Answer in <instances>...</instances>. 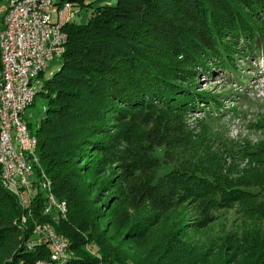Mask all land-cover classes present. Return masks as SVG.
I'll use <instances>...</instances> for the list:
<instances>
[{"label": "trees", "instance_id": "trees-1", "mask_svg": "<svg viewBox=\"0 0 264 264\" xmlns=\"http://www.w3.org/2000/svg\"><path fill=\"white\" fill-rule=\"evenodd\" d=\"M63 1L74 4L78 18L65 27L60 67L46 80L42 75L37 96L46 106L34 134L40 166L68 214L56 220L42 214L40 190L21 208L0 180V264L49 259V244H26L43 222L68 240L74 256L64 264H149L146 253L112 244L101 219L120 216L129 224L130 213L148 209L160 222L189 203L205 216L232 201H247L264 215L263 192L254 188L264 189V139L241 149L236 158L247 160L241 170L211 141L206 123L194 127L189 119L198 105L202 113L210 109L207 115L224 114L217 97L192 86L198 70L233 69L238 46L249 44L252 54L264 46V0ZM263 119L252 130L264 133ZM98 187L99 194L114 191L103 209L94 203ZM29 211L33 224L22 233L17 221ZM90 243L99 257L85 249ZM169 258L155 264H171Z\"/></svg>", "mask_w": 264, "mask_h": 264}, {"label": "rangeland", "instance_id": "rangeland-1", "mask_svg": "<svg viewBox=\"0 0 264 264\" xmlns=\"http://www.w3.org/2000/svg\"><path fill=\"white\" fill-rule=\"evenodd\" d=\"M9 1L0 0V29L7 13ZM84 18V22H86L87 14H84ZM245 45L244 48L238 46L233 49L234 61L229 65L233 69H228L225 72L215 70V73L202 72V70L199 72L198 70V76L194 86H192V91L204 93L207 97H217L221 101L220 103L224 105L222 107L225 110L224 114L218 115L212 111L213 113L207 115L210 109L206 108L207 111L202 113L200 107H204V105H198L189 116L194 127L206 123L205 126L211 141L216 142L221 149L232 154L237 163L232 160L231 164L234 162V164L239 165L238 169L241 170L247 163L244 158L241 160L236 158L241 149L250 145H258L264 139V133L252 130V124L255 123V120L261 116L264 118V46L259 48L257 54H254L255 51L252 54L248 49L250 45ZM59 67V61L50 62L44 79H48L50 74L56 72ZM45 106V100L41 96H37L34 105L26 112V120L32 133L37 130ZM40 173L37 183H33V189L42 192L44 188H42V172ZM111 174L112 171L108 170L105 179ZM261 175L264 176V171L261 172ZM232 176L234 177V175ZM235 177L237 176L235 175ZM97 178L96 175L93 180L102 181L101 176ZM254 188L262 190L264 195L263 188ZM99 190L100 187H98L96 195L93 196V198L96 197L94 203H97L96 208L99 209L102 205L103 209L114 191L106 188L99 194ZM15 197L19 203L20 199ZM44 199L42 214L45 212L47 202L48 204L50 202L47 201L46 195ZM64 202L57 199L56 206L53 204L50 209L51 212L44 215L48 218L52 217V220L56 219L59 216L57 206ZM101 202L105 203L101 204ZM252 205L247 201H232L227 203L226 208L210 209L203 216L200 207L189 203L164 216L160 222H157L154 213L144 209L130 213L131 223L129 224L123 223L120 216H116L115 219L102 218L100 223L102 231L109 230V234L112 233L115 236L112 244L115 241L117 248H134L146 253L149 257V264H155L158 262L157 260H162V257L164 258L166 255L170 257L171 264H264V215L254 213ZM20 207L22 208L21 205ZM66 209L65 217L68 214V206ZM32 215L30 211L23 213L20 220L17 221L20 232L23 233L30 227ZM206 222V226L203 227ZM46 223L48 222L40 224ZM135 225L138 227L135 228ZM139 227H144L146 232L144 236L132 234L128 236L129 233L137 231ZM36 237L37 234H34L26 244L33 245ZM2 248L0 243V249ZM85 249L90 255L100 256L98 246L95 243L86 245ZM0 254L2 255V253ZM10 257V253L4 254L5 260Z\"/></svg>", "mask_w": 264, "mask_h": 264}, {"label": "built area", "instance_id": "built-area-1", "mask_svg": "<svg viewBox=\"0 0 264 264\" xmlns=\"http://www.w3.org/2000/svg\"><path fill=\"white\" fill-rule=\"evenodd\" d=\"M77 18L78 11L70 1L10 0L0 30V180L26 209L35 196L33 183L42 172V188L50 201L44 214L51 212L57 199L40 166L38 139L30 131L26 112L34 105L49 63L64 56L68 41L65 27ZM57 207L58 217L65 218L66 202ZM34 234L37 244L51 246L50 258L35 264H64L74 256L68 240L52 223L36 224Z\"/></svg>", "mask_w": 264, "mask_h": 264}, {"label": "crops", "instance_id": "crops-1", "mask_svg": "<svg viewBox=\"0 0 264 264\" xmlns=\"http://www.w3.org/2000/svg\"><path fill=\"white\" fill-rule=\"evenodd\" d=\"M3 26H4V19H3V21H2V28H3ZM2 28H1V29H2ZM1 29H0V30H1Z\"/></svg>", "mask_w": 264, "mask_h": 264}]
</instances>
